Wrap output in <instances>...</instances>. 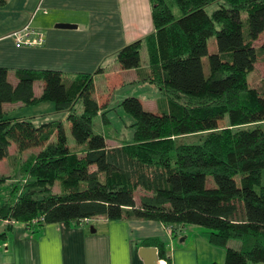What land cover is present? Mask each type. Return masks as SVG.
<instances>
[{"label": "trees", "instance_id": "trees-1", "mask_svg": "<svg viewBox=\"0 0 264 264\" xmlns=\"http://www.w3.org/2000/svg\"><path fill=\"white\" fill-rule=\"evenodd\" d=\"M150 3L156 30L146 40L149 70L142 82L156 86L168 108L153 113L137 97L122 101L133 144L110 147L106 134L93 131L112 96L97 100L92 74L67 85L57 71L18 70L14 84L0 67V162L10 159L12 145L19 154L38 150L30 166L37 189L12 200L0 195V226L15 220L34 232L105 216L163 223L175 237L184 225L199 226L209 230L212 245L227 251L225 264H264V83L252 87L248 80L257 64L264 66V0ZM212 4L218 9L207 12ZM213 37L218 50L209 54ZM142 46L138 41L120 50L123 71L140 69ZM36 83H42L39 96ZM42 103L68 113L74 149L81 152L71 148L62 121L38 126L5 110ZM109 113L101 114L104 128L112 125ZM203 133L198 143L180 140ZM55 186L57 193L44 190ZM38 218L43 223L30 224ZM151 243L170 264L163 242Z\"/></svg>", "mask_w": 264, "mask_h": 264}, {"label": "crops", "instance_id": "crops-1", "mask_svg": "<svg viewBox=\"0 0 264 264\" xmlns=\"http://www.w3.org/2000/svg\"><path fill=\"white\" fill-rule=\"evenodd\" d=\"M152 15L150 0H8L0 7V67L9 70L14 84L18 70H53L64 76L67 85L78 75L92 74L96 96L104 81L112 87L111 96L133 91L135 87L159 93L156 86L142 82L149 70L146 40L156 30ZM61 23L76 28H57ZM27 25L44 37V45L18 46L9 37ZM138 41H143L147 61L138 70L123 71L118 54ZM36 85L41 88L42 83L34 87L39 96ZM160 95L154 101L156 107L149 105L153 113L168 108ZM121 103L112 97L109 108L102 113L119 114ZM53 110L56 111L54 105ZM107 118L114 126L111 116ZM36 121L33 120L39 125ZM124 142L133 144L126 139ZM124 142L109 146L118 147ZM0 236H4L0 239V264H145L140 251L157 248L151 243L153 239L163 242L170 264H225L227 254L211 244L209 230L202 227L184 225L175 237L163 223L131 218L114 222L104 216L80 224H47L34 232L23 224L13 229L2 224Z\"/></svg>", "mask_w": 264, "mask_h": 264}, {"label": "rangeland", "instance_id": "rangeland-1", "mask_svg": "<svg viewBox=\"0 0 264 264\" xmlns=\"http://www.w3.org/2000/svg\"><path fill=\"white\" fill-rule=\"evenodd\" d=\"M216 9H218L217 4H212L207 8V12L213 13ZM176 9L174 10V13H176ZM177 14V13H176ZM242 18H246V14L242 15ZM263 42V38L260 39V41L257 43L258 46H261ZM208 46H209V54L216 53L218 50V47L216 46V38H210L208 41ZM146 56L147 52L146 49H144L141 53V60H142V65L146 63ZM204 69H205V74H209V69H208V58L204 59ZM248 80L249 83L252 87H257L259 84L264 83V66L261 64L256 65V69L254 72H251L248 75ZM100 93L99 95L97 94L96 97L99 98H104L105 100L108 99L110 94V91L112 87H108V81H104L100 84ZM37 88V93L41 94V88L40 86L36 85ZM149 89V86L147 87ZM132 91V90H130ZM127 91L126 93H121V92H116L114 95L113 93V100L116 101V103H121L124 99L126 98H133L141 97V101L143 103V106L145 107L146 110L150 111L151 106L154 105V101L161 95L157 92H151L153 90H140L139 87H135V90L132 92ZM125 92V91H122ZM97 93V92H96ZM116 98H115V97ZM164 103H166V99H164ZM155 106V105H154ZM156 107V106H155ZM154 107V108H155ZM7 109V107H5ZM76 109H78V112L81 113L82 109L80 108V105L78 104L76 106ZM7 111H9V116L13 119H33L37 120L39 125L43 124V122H54L58 121V119H62L59 121H63L65 123V128L66 131L68 132L69 136V143L71 148L73 149L74 152H81V149H74V143H73V138L71 136V132H69V124L65 120L66 115L63 114V116H57V112L53 110V104L52 103H42L37 106H31L29 108L22 107V105L19 106H9ZM107 116H111V119L113 121V125H111L110 128H104L103 127V119L102 117H96L94 121V128L93 131H95L96 134L104 133L106 134L107 137V142L109 143L110 146L115 145L116 143H123L124 139L127 141H131L134 143V134L135 131L130 127V124H132V119L127 116L125 113V110L122 108L121 112L118 114L116 112H111ZM62 117V118H61ZM220 125L226 126L229 124V116L226 115L225 119L220 121ZM38 125V126H39ZM255 125L249 126V127H254ZM114 127V128H113ZM248 127V128H249ZM117 129L119 132L117 133L114 129ZM205 133L202 135L198 136H192V137H186L182 138L180 140H185L186 142H196L200 140L199 137H203ZM190 139V140H189ZM38 152L37 149H33L31 151H26L21 154L17 152V149L15 146L12 145L10 149V159L7 161H4L0 164V171L2 174V177L4 178L3 184L0 185V195H2L5 199H15L18 198L20 195L23 193H30L34 194V192L37 189V185L34 181V179L30 178V166L33 163L34 160V155ZM210 183L212 186L214 185L212 179L210 178ZM47 192L52 191V193H57L59 192V187H51V190L44 189ZM141 193V192H139ZM138 194L135 195V198H139ZM4 224V226L9 227V229H13L16 225L18 224H23V223H18L17 221L13 220L11 222H6V220H1V225ZM26 225L27 228L29 225ZM235 247L239 245L238 243L234 242Z\"/></svg>", "mask_w": 264, "mask_h": 264}, {"label": "built area", "instance_id": "built-area-1", "mask_svg": "<svg viewBox=\"0 0 264 264\" xmlns=\"http://www.w3.org/2000/svg\"><path fill=\"white\" fill-rule=\"evenodd\" d=\"M15 43L18 44V46H32V47H39L44 45V37L41 34H37L30 25H27L26 28L21 30L20 32H16V34L10 35ZM43 218H38L36 220H33L30 224L33 226H36L37 223L41 222L43 223ZM6 222H11L10 220H6ZM83 222L87 223L88 220H83ZM172 231V230H171ZM167 259H163L159 261V264H167Z\"/></svg>", "mask_w": 264, "mask_h": 264}, {"label": "water", "instance_id": "water-1", "mask_svg": "<svg viewBox=\"0 0 264 264\" xmlns=\"http://www.w3.org/2000/svg\"><path fill=\"white\" fill-rule=\"evenodd\" d=\"M57 28L59 29H73L76 28L74 25H69V24H59L57 25ZM94 232V229L93 231ZM141 254L143 255L144 259H145V264H159V256L157 254V249L156 248H151V249H147V248H143L141 249Z\"/></svg>", "mask_w": 264, "mask_h": 264}]
</instances>
